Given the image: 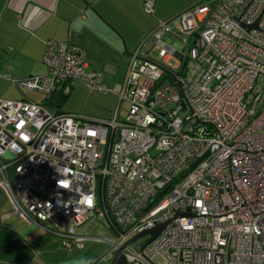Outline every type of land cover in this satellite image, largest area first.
I'll return each instance as SVG.
<instances>
[{
	"label": "built area",
	"instance_id": "2783aa9c",
	"mask_svg": "<svg viewBox=\"0 0 264 264\" xmlns=\"http://www.w3.org/2000/svg\"><path fill=\"white\" fill-rule=\"evenodd\" d=\"M143 7L155 16L153 0ZM86 57L48 39L45 72L11 81L47 99L79 85L114 92L127 114L0 98V187L14 209L68 248L84 247L87 222L109 224L117 239L100 263L173 219L144 250L149 234L128 244L127 264H264V0H199L158 18L117 92Z\"/></svg>",
	"mask_w": 264,
	"mask_h": 264
},
{
	"label": "crops",
	"instance_id": "0c3cea01",
	"mask_svg": "<svg viewBox=\"0 0 264 264\" xmlns=\"http://www.w3.org/2000/svg\"><path fill=\"white\" fill-rule=\"evenodd\" d=\"M153 1L155 16L144 11V0H0V98L44 105V95L11 79L45 72L48 39L85 49L87 70L105 72L108 88L120 90L132 52L157 19L175 17L199 0ZM84 248H68L51 228L25 220L0 187V264H91L80 256Z\"/></svg>",
	"mask_w": 264,
	"mask_h": 264
},
{
	"label": "rangeland",
	"instance_id": "374dc122",
	"mask_svg": "<svg viewBox=\"0 0 264 264\" xmlns=\"http://www.w3.org/2000/svg\"><path fill=\"white\" fill-rule=\"evenodd\" d=\"M165 40L169 43H173L178 48L182 47L180 41L166 36ZM158 49H154L153 55L157 57ZM168 63L174 64L175 62L172 59L167 60ZM126 65V61L124 62ZM125 65V67H126ZM123 67L120 69V74L123 73ZM120 75V76H121ZM119 76V77H120ZM113 88V87H110ZM119 88V85H116V89ZM114 90V91H117ZM39 101L43 99L42 95L35 94ZM34 99V98H32ZM112 99V100H111ZM38 101V102H39ZM119 101L117 95L113 93L102 94L99 92L91 91L84 86H76L75 90L70 94V97L66 104L62 105L64 112L73 114L75 116L81 117H90V118H101V119H111L114 116V112L119 110V118L122 119L126 116L128 110V104L122 103L118 107ZM57 103L46 100L44 103L45 108L49 112H55L59 109ZM111 113V114H110ZM81 229V230H80ZM81 236L88 235V239L84 241L85 248L80 251V256H82L84 262L91 264H110L111 262H99L101 257L108 252L112 247L110 241L117 239L116 233L110 229L109 224L103 222H87L78 229ZM144 238L139 239L132 244H130V250L136 251L139 250L141 242Z\"/></svg>",
	"mask_w": 264,
	"mask_h": 264
},
{
	"label": "water",
	"instance_id": "95a60500",
	"mask_svg": "<svg viewBox=\"0 0 264 264\" xmlns=\"http://www.w3.org/2000/svg\"><path fill=\"white\" fill-rule=\"evenodd\" d=\"M108 66H110V65H108ZM106 70V69H105ZM165 78H168V77H164V79ZM63 111H56L55 113L56 114H59V113H62ZM202 159H199L198 161H196L194 164H192L191 165V167H190V169H192V168H194V166L196 165V164H198L200 161H201ZM167 189L168 188H166L161 194H163V193H165L166 191H167ZM171 220H173V219H171ZM170 220V221H171ZM170 221H168L167 223H164V224H161V225H159L158 227H155V228H153V229H151V230H147V231H144V232H142V233H140V234H138L137 236H135V237H133L131 240H129L125 245H123L121 248H119L117 251H116V253H115V255H114V257H113V259H112V261H111V263L110 264H127V261H126V257H125V255H124V253H123V249L128 245V244H131V243H133V242H135L136 240H138L140 237H142V236H145V235H147V234H149L150 235V238L144 243V245L141 247V251L142 250H144V248L153 240V238H155L156 237V235L166 226V224H168Z\"/></svg>",
	"mask_w": 264,
	"mask_h": 264
},
{
	"label": "trees",
	"instance_id": "16d2710c",
	"mask_svg": "<svg viewBox=\"0 0 264 264\" xmlns=\"http://www.w3.org/2000/svg\"><path fill=\"white\" fill-rule=\"evenodd\" d=\"M68 96L69 94H63L58 90L50 98H48V100L52 101L53 103H57V107L62 108V105L66 102Z\"/></svg>",
	"mask_w": 264,
	"mask_h": 264
},
{
	"label": "clouds",
	"instance_id": "9594fccd",
	"mask_svg": "<svg viewBox=\"0 0 264 264\" xmlns=\"http://www.w3.org/2000/svg\"><path fill=\"white\" fill-rule=\"evenodd\" d=\"M91 204V200H89V205Z\"/></svg>",
	"mask_w": 264,
	"mask_h": 264
}]
</instances>
